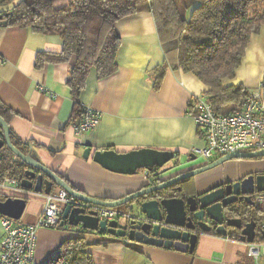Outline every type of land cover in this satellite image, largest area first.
<instances>
[{"label":"crops","instance_id":"obj_1","mask_svg":"<svg viewBox=\"0 0 264 264\" xmlns=\"http://www.w3.org/2000/svg\"><path fill=\"white\" fill-rule=\"evenodd\" d=\"M6 8H0V12ZM121 37L117 54L118 70L98 79L92 72L81 94L82 106L101 113L92 131L79 136L73 127L74 102L67 81L70 63H46L36 67L39 52L59 53L62 41L56 35H41L27 28L0 26V104L15 115L11 128L41 162L63 176L72 186L98 199H119L168 180L192 168L205 165L203 158L192 160V149L201 146L202 132L195 121V96L204 94L203 83L193 74L168 67L161 86L154 88V70L168 64L157 26L151 13L120 20ZM264 81V26L251 37L236 78L227 85H242L251 92ZM45 88L53 94L44 93ZM88 159L83 158L87 147ZM173 152L180 160L149 178L140 170L121 175L104 169L92 159L96 150L128 153L139 149ZM264 171V159L232 160L195 178L197 194L228 181ZM58 187H54L53 191ZM6 197H22L27 206L21 224L37 222L44 209V195L20 187L2 188ZM3 228L0 219V243ZM83 239L90 244L93 264H264L249 254V247L236 237L202 235L194 253L127 242V239L65 225L40 229L32 264H48L61 252L65 242Z\"/></svg>","mask_w":264,"mask_h":264},{"label":"trees","instance_id":"obj_2","mask_svg":"<svg viewBox=\"0 0 264 264\" xmlns=\"http://www.w3.org/2000/svg\"><path fill=\"white\" fill-rule=\"evenodd\" d=\"M0 8H6L0 12L1 27L27 28L61 39L62 51L39 52L36 67L75 61L67 81L74 102L73 122L82 115L80 98L91 73L103 79L118 70L120 20L151 13L168 59L167 65L154 70V88L159 89L168 67L191 73L203 83L204 94L219 114L232 112L248 97L242 85L227 83L236 78L251 37L264 26V0H0ZM260 89L264 98V81ZM14 115L0 104V116L10 128ZM11 132L12 144L28 154L27 144L12 128ZM26 169L7 147L0 151V185L6 178L21 181ZM6 199L0 193V202ZM240 211L247 213L250 206L231 210L228 217L237 218ZM48 264H93L90 244L69 240Z\"/></svg>","mask_w":264,"mask_h":264},{"label":"water","instance_id":"obj_3","mask_svg":"<svg viewBox=\"0 0 264 264\" xmlns=\"http://www.w3.org/2000/svg\"><path fill=\"white\" fill-rule=\"evenodd\" d=\"M0 128L3 130V138L0 135V149L6 146L13 155L27 166L24 178L20 181V188L33 191L36 194H50L54 187L61 188L78 200L102 208L116 209L125 205H132L134 217L127 223L99 221L95 212H88L82 208L67 206L62 214L61 227L66 224L72 227H81L83 230L96 232L100 235H109L116 238L127 239L130 242L165 249H174L183 253H194L199 237L192 231L199 227L201 231L211 233L212 228L205 226L210 221L216 225L215 233L226 237V228L240 229L239 241L248 247L255 242H264V217L257 228V222L251 219L243 224L240 218L228 217V212L233 210L236 194L229 190L241 187L242 194H254L264 192V175L254 177L250 175L242 182L231 184L226 189L220 188L201 196L197 201L193 198L165 195L179 182L209 172L226 162L232 160H253L264 158V151L229 154L220 157L210 164L201 166L178 174L168 180H160L158 184L145 187L137 192L112 201L88 196L81 190H75L74 186L55 171L45 166L33 149L29 147L28 154L22 153L11 141V128L0 116ZM92 148L89 146L83 152V158L88 159ZM176 155L173 152L155 149H139L128 153H118L115 150H96L92 159L104 169L121 175H136L140 170L152 172L154 169L165 167L174 161ZM196 156L192 157L195 160ZM246 184L250 189L244 190ZM178 192L182 188L173 189ZM27 203L22 197H9L0 202V215L16 221H20L25 212ZM231 206V207H230ZM251 206L255 203L251 202ZM260 212H263L260 210Z\"/></svg>","mask_w":264,"mask_h":264},{"label":"built area","instance_id":"obj_4","mask_svg":"<svg viewBox=\"0 0 264 264\" xmlns=\"http://www.w3.org/2000/svg\"><path fill=\"white\" fill-rule=\"evenodd\" d=\"M261 88V87H260ZM249 92L248 97L230 113H217L208 97L200 94L192 99L196 109L195 121L202 132V145L192 152L207 160L229 154L264 151V98L261 89ZM42 92L53 94L42 87ZM79 119L73 127L79 136L92 131L101 119V113L89 106H83ZM2 188L20 187V181L6 178ZM44 209L37 222L23 225L8 217L1 218L3 236L0 243V264H32L40 229H57L67 206L95 212L99 221L126 223L130 215L116 209L94 207L84 203L65 190L58 188L44 195ZM255 204L264 210V192L258 194ZM249 254L256 260L264 259V242L249 246Z\"/></svg>","mask_w":264,"mask_h":264},{"label":"flooded vegetation","instance_id":"obj_5","mask_svg":"<svg viewBox=\"0 0 264 264\" xmlns=\"http://www.w3.org/2000/svg\"><path fill=\"white\" fill-rule=\"evenodd\" d=\"M1 138H3V136H1ZM4 148H6V146H4L2 149H0V151H2ZM192 153V157L193 156H196V159L197 158H202V157H200V156H198V155H196V154H194L193 152H191ZM178 157L176 156V158L174 159V161H172V162H174V165L175 166H178V165H180V163L178 164L177 163V161H179L180 162V160H178L177 159ZM195 159V160H196ZM203 159H205V158H203ZM218 159V158H217ZM264 159V158H263ZM208 163L207 164H210L211 162H213L214 160H216V159H212V160H207V159H205ZM171 162V163H172ZM177 163V164H176ZM170 164V163H169ZM207 164H205V165H207ZM168 165V164H167ZM166 165V166H167ZM165 166V167H166ZM201 166H204V165H201ZM201 166H198V167H195V168H192V169H190V170H193V169H196V168H200ZM165 167H163V168H165ZM163 168H157V169H154L152 172H148V171H146V170H143V171H145L146 173H147V176L149 177V178H153V177H155L156 176V174L160 171V170H162ZM190 170H188V171H186V172H189ZM183 173H185V172H183ZM205 173H207V172H205ZM180 174H182V173H180ZM202 174H204V173H202ZM201 175V174H200ZM250 175H253L255 178L256 177H258L259 175H264V171H262V172H253V173H249V174H247V175H245V176H243L242 178H239V179H237V180H235V181H228V182H224V183H222V184H219V185H217V186H215V187H213V188H211V189H209L208 191H206V192H204V193H202V194H197V192H196V189H195V178L197 177V176H199V175H196L195 177H192V178H189V179H186V180H183V181H181V182H179L178 184H176L172 189H170L169 190V192L167 193V194H165V195H168V196H181V197H184V198H193V199H195L196 201L201 197V196H203V195H205V194H208V193H210V192H212V191H214V190H217V189H220V188H224V189H226V187H228L229 185H231V184H235V183H237V182H242L243 180H245L246 178H248ZM159 182H155V181H153V183L151 184V185H154V184H158ZM150 185V186H151ZM182 188V191L181 192H178L177 190H173V189H177V188ZM243 189L244 190H249L250 189V186H249V184H246L245 185V187H243ZM231 193H235L236 194V201H235V203H233V205H231L232 206V208H233V210L234 209H237V208H239V207H241V206H244V205H248V206H250V211L249 212H247V213H245V212H242L241 213V211H240V216L239 217H237V218H240V219H242L243 220V224H247V223H249L250 222V220L251 219H254L256 222H257V228H259V226H260V224L262 223V221H261V219L264 217V210H262V209H260L259 207H257L256 206V204H255V206H251V202H253V203H255V200H256V198H257V196H258V194L257 193H254V194H252V195H250V194H242L241 193V191H242V188L241 187H236V188H232V189H230L229 190ZM132 194V193H131ZM260 194V193H259ZM128 195H130V194H128ZM128 195H126V196H128ZM125 196V197H126ZM124 198V197H123ZM133 205V204H132ZM132 205H125V206H128L127 207V211L125 212V211H123V210H118L117 208H116V210H118V211H120V212H124V213H126L127 215H130L131 216V219H130V221L132 220V218L134 217V212H133V209H132ZM94 206V205H93ZM230 206V207H231ZM94 207H98L99 208V206H94ZM133 208H134V205H133ZM260 210L261 211H263V212H260ZM130 221L129 222H126L127 224H129L130 223ZM206 223H207V225H204L203 226V228H206L205 226H207V227H210V228H212V231H211V233H206V234H204L202 231H201V229H199V227H196V229L195 230H193L192 231V233L193 234H198V235H200V234H202V235H210V234H214V235H217L216 233H215V229H216V225L213 223V222H210V221H205ZM60 227H61V225H60ZM226 230H227V232H228V235L227 236H229V237H236L237 239L239 238V236H240V234H241V231L242 230H240V229H236V228H226ZM201 235V236H202ZM201 236L199 237V240H200V238H201ZM226 236V237H227ZM126 240V239H125ZM127 242H129L130 243V241H128L127 240Z\"/></svg>","mask_w":264,"mask_h":264},{"label":"rangeland","instance_id":"obj_6","mask_svg":"<svg viewBox=\"0 0 264 264\" xmlns=\"http://www.w3.org/2000/svg\"><path fill=\"white\" fill-rule=\"evenodd\" d=\"M192 9H193V8H190V10L188 11V13H187V16L189 15L188 17H190V14H191ZM127 207H128V206H121V207H119V208H117V209H118V210H123V211L126 212V211H127Z\"/></svg>","mask_w":264,"mask_h":264}]
</instances>
